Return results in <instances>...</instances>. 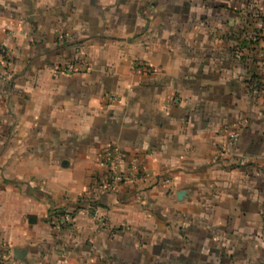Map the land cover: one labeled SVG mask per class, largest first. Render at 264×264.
<instances>
[{
	"label": "crops",
	"instance_id": "obj_1",
	"mask_svg": "<svg viewBox=\"0 0 264 264\" xmlns=\"http://www.w3.org/2000/svg\"><path fill=\"white\" fill-rule=\"evenodd\" d=\"M259 8L0 0V264H227L264 245ZM107 150L133 180L102 188Z\"/></svg>",
	"mask_w": 264,
	"mask_h": 264
},
{
	"label": "built area",
	"instance_id": "obj_2",
	"mask_svg": "<svg viewBox=\"0 0 264 264\" xmlns=\"http://www.w3.org/2000/svg\"><path fill=\"white\" fill-rule=\"evenodd\" d=\"M10 36V35H8ZM0 53L2 55L7 56V50H6V44H0ZM67 70L72 72L74 70H77V66L73 65V64H69L67 65ZM224 146H221L219 148L220 153L222 152V150L224 149ZM120 158L119 155L113 151V150H107L104 153V157H103V163L107 166L108 168V175L105 177V179L102 182V188L106 189L109 186L119 182V181H125V180H133V178H125V176H123L122 174H119L116 171V166L119 162ZM73 222V216L71 213L69 212H61L57 215H55L54 219H53V223L55 225L56 228L58 229H62L66 226H68L69 224H71Z\"/></svg>",
	"mask_w": 264,
	"mask_h": 264
},
{
	"label": "rangeland",
	"instance_id": "obj_3",
	"mask_svg": "<svg viewBox=\"0 0 264 264\" xmlns=\"http://www.w3.org/2000/svg\"><path fill=\"white\" fill-rule=\"evenodd\" d=\"M260 10V8H259ZM262 10H264L262 8ZM262 10H260L262 12ZM263 13V12H262ZM264 15V13H263ZM261 24L258 25L255 30L258 31L259 34H264V22L261 19L260 20ZM246 30V28H245ZM262 50H264V48H261ZM261 51V50H260ZM259 83V81H258ZM261 84V82H260ZM259 239H263L264 236H259ZM242 244L241 247L238 251V254H236L238 256V258H235L231 261V263H227V264H255L261 261H264V245L260 244L257 247L253 244L252 241L250 240H242ZM250 241V242H249ZM264 243V241H263ZM233 252H237V251H233ZM240 257V258H239Z\"/></svg>",
	"mask_w": 264,
	"mask_h": 264
},
{
	"label": "trees",
	"instance_id": "obj_4",
	"mask_svg": "<svg viewBox=\"0 0 264 264\" xmlns=\"http://www.w3.org/2000/svg\"><path fill=\"white\" fill-rule=\"evenodd\" d=\"M257 16H258L259 18H261V19L263 20V22H264V15H263L262 12L257 11ZM254 33H255L254 37H256L255 39H256V42H257V41H259L260 34L258 33V31H255ZM257 43H258V42H257ZM255 264H264V261H261V262L255 263Z\"/></svg>",
	"mask_w": 264,
	"mask_h": 264
},
{
	"label": "water",
	"instance_id": "obj_5",
	"mask_svg": "<svg viewBox=\"0 0 264 264\" xmlns=\"http://www.w3.org/2000/svg\"><path fill=\"white\" fill-rule=\"evenodd\" d=\"M182 194H183V192H180V193H179V196H182ZM14 253H15V257H16V258H23V254H24L23 251L20 253L19 251L14 250ZM19 253H20V254H19Z\"/></svg>",
	"mask_w": 264,
	"mask_h": 264
}]
</instances>
